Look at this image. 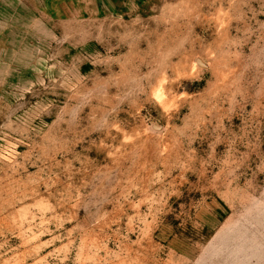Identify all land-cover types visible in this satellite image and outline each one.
<instances>
[{
  "label": "rangeland",
  "instance_id": "obj_1",
  "mask_svg": "<svg viewBox=\"0 0 264 264\" xmlns=\"http://www.w3.org/2000/svg\"><path fill=\"white\" fill-rule=\"evenodd\" d=\"M0 264H264V0H0Z\"/></svg>",
  "mask_w": 264,
  "mask_h": 264
}]
</instances>
